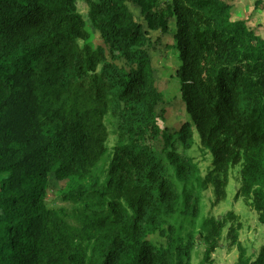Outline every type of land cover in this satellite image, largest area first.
I'll list each match as a JSON object with an SVG mask.
<instances>
[{
  "label": "trees",
  "instance_id": "trees-1",
  "mask_svg": "<svg viewBox=\"0 0 264 264\" xmlns=\"http://www.w3.org/2000/svg\"><path fill=\"white\" fill-rule=\"evenodd\" d=\"M77 1L0 0V264H194L201 240L196 264H212L225 227L236 264H264V245L246 255L232 210L193 226L205 190L223 198L235 167V198L264 224V37L229 0H172L162 12L129 0L150 30L167 31L174 16L190 121L170 134L128 0H81L86 18ZM195 131L212 155L204 175L184 152ZM51 177L68 186V206L51 205ZM155 232L164 245L149 239Z\"/></svg>",
  "mask_w": 264,
  "mask_h": 264
},
{
  "label": "rangeland",
  "instance_id": "rangeland-1",
  "mask_svg": "<svg viewBox=\"0 0 264 264\" xmlns=\"http://www.w3.org/2000/svg\"><path fill=\"white\" fill-rule=\"evenodd\" d=\"M172 0H150L153 9L160 12L167 11L171 6ZM257 0H229L232 5V14L235 19L248 20V24L255 30L257 34L264 37V0H259L261 5L255 7ZM130 12L135 20L141 23L143 30L147 32L149 38L148 52L151 57L153 67V75L155 86L162 94V101L158 103L155 110L160 127L167 130L170 134H174L179 125L190 118L186 112L185 103L182 100L180 92V79L177 76V68L181 61L178 59L179 49L174 38V16H167L168 30L163 32L160 29L150 30L147 27L146 12L142 8L134 4L132 1L126 2ZM79 12L86 18L87 5L81 1H77ZM89 31L91 32V40L94 45H103L102 39L98 31L90 25L87 20ZM176 44V46H175ZM118 63L122 64L121 61ZM193 145L185 150L200 165L201 173L206 174L211 167L212 155L209 151L203 155L205 150L199 141V135L194 132ZM163 142L159 139L154 143V149L160 152L163 148ZM230 173L229 182L226 186V194L223 198L217 200L213 185L203 193L202 209L200 215L195 218L193 226L195 231L201 228L200 222L203 218L213 217L221 218L226 212L233 211L237 214L241 222L238 241L246 249V255L254 259L260 248L264 245V224L258 221L257 212L252 209L242 197L235 198V194L239 187L238 167ZM48 196L53 207L68 206L69 203L60 198L61 191L68 186L63 181L56 180L51 177L49 183ZM227 227L224 228L221 239L216 249L212 253V264H236L239 252L236 244H232L226 238ZM149 239L157 244H165V239L155 232L149 235ZM203 240L196 243L192 251V262L196 264L200 261L204 251Z\"/></svg>",
  "mask_w": 264,
  "mask_h": 264
}]
</instances>
